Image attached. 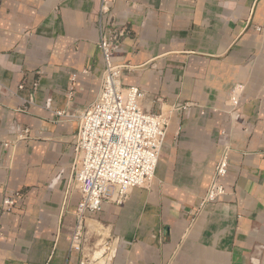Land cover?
<instances>
[{"label": "crops", "instance_id": "crops-1", "mask_svg": "<svg viewBox=\"0 0 264 264\" xmlns=\"http://www.w3.org/2000/svg\"><path fill=\"white\" fill-rule=\"evenodd\" d=\"M113 10L131 29L113 56L121 84L171 119L150 184L105 202L75 248L73 143L103 76L99 2L0 0V264H264V0ZM224 153L225 194L202 205Z\"/></svg>", "mask_w": 264, "mask_h": 264}, {"label": "built area", "instance_id": "built-area-1", "mask_svg": "<svg viewBox=\"0 0 264 264\" xmlns=\"http://www.w3.org/2000/svg\"><path fill=\"white\" fill-rule=\"evenodd\" d=\"M98 2L97 46L104 70L97 98L76 116L78 130L73 143L75 156L71 170L72 186L80 199L72 237L75 248H79L84 240L87 218L100 212L105 202L122 204L133 188L150 184L171 119V112L164 111L161 102L157 110H149L143 105V90L121 84L122 66L114 64L113 56L131 29L116 22L113 10L116 0ZM36 86L37 82L34 90ZM184 107L176 104L173 109ZM62 113L58 111L57 114ZM226 173L227 154L224 153L215 166L202 205L225 194L223 178ZM21 195L16 191L5 196L2 209L12 207Z\"/></svg>", "mask_w": 264, "mask_h": 264}]
</instances>
